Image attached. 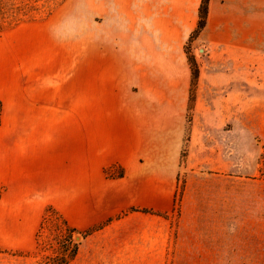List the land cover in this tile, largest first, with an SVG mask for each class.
<instances>
[{"label":"rangeland","instance_id":"374dc122","mask_svg":"<svg viewBox=\"0 0 264 264\" xmlns=\"http://www.w3.org/2000/svg\"><path fill=\"white\" fill-rule=\"evenodd\" d=\"M69 11L66 0H0V81L24 79L23 69L33 70V80L45 81L53 57L55 84L66 83V70L78 67L81 43L77 21L66 30ZM196 38L186 49L199 76L194 100L189 86L187 108L175 121L180 134L152 136L149 164L133 168L136 175L144 170L152 187L170 188V208L154 209L161 214L129 207L116 212L124 197L114 196L106 183L126 176L122 165L110 164V176L104 173L110 165L104 166L103 179L94 177L85 186L74 162L66 166L56 159L55 169H66V182L52 189L40 177L34 246H0V264H45L46 255H57L64 232L50 223L40 228L47 204L79 231L99 227L84 238L73 233L80 244L67 264H264V48H248L237 60H214ZM54 128L56 150L66 152V119L56 120ZM68 128L77 134L72 123ZM45 142L40 135V144ZM76 144L69 147L75 158ZM120 167L121 177L116 176ZM7 221L0 209V238Z\"/></svg>","mask_w":264,"mask_h":264},{"label":"crops","instance_id":"0c3cea01","mask_svg":"<svg viewBox=\"0 0 264 264\" xmlns=\"http://www.w3.org/2000/svg\"><path fill=\"white\" fill-rule=\"evenodd\" d=\"M200 2L66 0V30L77 21L81 42L78 67L66 70V83L55 84L53 57L45 81L33 80L27 69L20 81H0V209L8 218L0 246H34L40 177L52 189L66 182V169L56 170V159L66 166L74 162L85 186L94 177L103 179L104 166L122 165L126 176L106 183L114 196L124 197L116 212L130 206L170 208V188L152 187L144 170L136 175L133 168L149 164L152 136L180 134L175 121L187 108L190 86L184 45L196 27ZM196 41L214 60H237L248 48H264V0H209ZM64 119L66 152H61L54 127ZM72 143L77 158L70 156ZM175 156L174 150L170 164Z\"/></svg>","mask_w":264,"mask_h":264},{"label":"trees","instance_id":"16d2710c","mask_svg":"<svg viewBox=\"0 0 264 264\" xmlns=\"http://www.w3.org/2000/svg\"><path fill=\"white\" fill-rule=\"evenodd\" d=\"M62 0H55L56 3L61 2ZM208 1L209 0H201L199 9H198V20L196 27L194 30L191 32V34L188 37V40L186 41L184 45V51L187 57V62L190 67L191 71V80H190V96L189 100H194V86L196 83V80L198 79L199 76V68L197 66V62L194 58V56L186 49V44L190 39H193L198 36L200 31L204 28L206 24V17H207V11H208ZM4 26L0 25V30L3 29ZM1 110H2V103L0 101V115H1ZM191 118L187 119V122H190ZM119 166V165H117ZM113 167V165H110L109 167L104 168V173L106 176H110V169ZM121 168V167H120ZM122 171H119L116 176H123V169L121 168ZM264 170V168H263ZM128 211H142V212H148V213H156V214H161L159 211H156L152 208L149 207H136V206H130ZM46 223H50L52 227H54L59 233H63V237H61V241L59 244V251L56 256L51 257V256H45L44 263L45 264H67L71 260L74 259V257L77 254L80 240H74L73 239V233L74 232H79L80 233V238H84L86 235L90 234L93 230L99 227H94L90 229H86L84 231H79L75 227L70 226L68 223L67 219L63 216V214L52 204H47L44 209V215H43V220L41 223L40 228L45 226Z\"/></svg>","mask_w":264,"mask_h":264}]
</instances>
